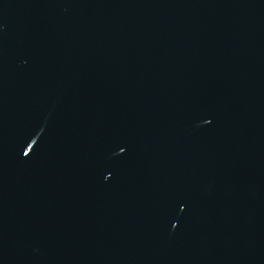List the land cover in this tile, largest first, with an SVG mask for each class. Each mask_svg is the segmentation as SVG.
Masks as SVG:
<instances>
[{
  "label": "water",
  "instance_id": "obj_1",
  "mask_svg": "<svg viewBox=\"0 0 264 264\" xmlns=\"http://www.w3.org/2000/svg\"><path fill=\"white\" fill-rule=\"evenodd\" d=\"M0 264H264V0H0Z\"/></svg>",
  "mask_w": 264,
  "mask_h": 264
}]
</instances>
